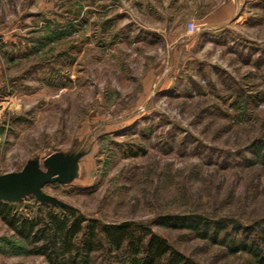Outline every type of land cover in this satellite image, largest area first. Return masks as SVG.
Masks as SVG:
<instances>
[{"label": "rangeland", "instance_id": "obj_1", "mask_svg": "<svg viewBox=\"0 0 264 264\" xmlns=\"http://www.w3.org/2000/svg\"><path fill=\"white\" fill-rule=\"evenodd\" d=\"M222 1L0 0V174L36 177L18 210L140 222L198 264H259L152 224L264 225V0L196 22ZM29 250L0 219V264H48Z\"/></svg>", "mask_w": 264, "mask_h": 264}, {"label": "trees", "instance_id": "obj_2", "mask_svg": "<svg viewBox=\"0 0 264 264\" xmlns=\"http://www.w3.org/2000/svg\"><path fill=\"white\" fill-rule=\"evenodd\" d=\"M254 153L264 161V143L255 145ZM0 219L30 245L29 253L42 255L48 264H94L99 252L107 264H198L140 222L101 223L47 206L29 214L3 200ZM152 224L187 229L198 238L227 245L231 251H245L264 264V225L258 222L243 225L232 218L185 214L158 216Z\"/></svg>", "mask_w": 264, "mask_h": 264}, {"label": "water", "instance_id": "obj_3", "mask_svg": "<svg viewBox=\"0 0 264 264\" xmlns=\"http://www.w3.org/2000/svg\"><path fill=\"white\" fill-rule=\"evenodd\" d=\"M36 177L23 172L0 174V200L17 201L31 189Z\"/></svg>", "mask_w": 264, "mask_h": 264}, {"label": "crops", "instance_id": "obj_4", "mask_svg": "<svg viewBox=\"0 0 264 264\" xmlns=\"http://www.w3.org/2000/svg\"><path fill=\"white\" fill-rule=\"evenodd\" d=\"M240 2L242 0H227L222 1L214 7L209 6V8L207 4H198L197 7L204 9V12H202L200 20H196V22H200L206 27L218 25L234 15L236 7Z\"/></svg>", "mask_w": 264, "mask_h": 264}, {"label": "built area", "instance_id": "obj_5", "mask_svg": "<svg viewBox=\"0 0 264 264\" xmlns=\"http://www.w3.org/2000/svg\"><path fill=\"white\" fill-rule=\"evenodd\" d=\"M187 27H188V29H189L190 31H192L193 28H194L192 22H188Z\"/></svg>", "mask_w": 264, "mask_h": 264}]
</instances>
